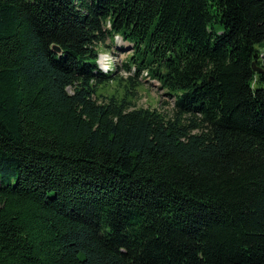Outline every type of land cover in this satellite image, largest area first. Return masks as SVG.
Returning a JSON list of instances; mask_svg holds the SVG:
<instances>
[{
	"label": "trees",
	"instance_id": "1",
	"mask_svg": "<svg viewBox=\"0 0 264 264\" xmlns=\"http://www.w3.org/2000/svg\"><path fill=\"white\" fill-rule=\"evenodd\" d=\"M263 44L264 0H0V264H264Z\"/></svg>",
	"mask_w": 264,
	"mask_h": 264
},
{
	"label": "rangeland",
	"instance_id": "2",
	"mask_svg": "<svg viewBox=\"0 0 264 264\" xmlns=\"http://www.w3.org/2000/svg\"><path fill=\"white\" fill-rule=\"evenodd\" d=\"M110 47H109V46ZM261 50L260 55V69L257 71L258 74H264V44L259 47ZM102 52V53H101ZM130 46L119 47L118 45L112 44L108 39L106 43L101 46L100 55L98 58L99 66L103 69L107 67L111 68V63H118L122 67V72H126L124 68V63L127 59V56L131 54ZM111 62V63H110ZM127 76L128 74H123ZM125 83L124 79L120 82L109 86V90H115ZM138 97L137 104L138 106L150 107V108H159L161 110H168L170 105L165 104L167 101L172 102V98L165 93V90L161 89L159 83L143 79V83L140 87L137 88Z\"/></svg>",
	"mask_w": 264,
	"mask_h": 264
},
{
	"label": "water",
	"instance_id": "3",
	"mask_svg": "<svg viewBox=\"0 0 264 264\" xmlns=\"http://www.w3.org/2000/svg\"><path fill=\"white\" fill-rule=\"evenodd\" d=\"M57 48V47H56ZM261 67H254L256 71H258Z\"/></svg>",
	"mask_w": 264,
	"mask_h": 264
}]
</instances>
